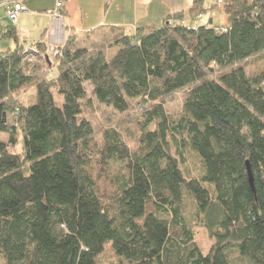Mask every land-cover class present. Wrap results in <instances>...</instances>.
<instances>
[{
    "label": "trees",
    "instance_id": "1",
    "mask_svg": "<svg viewBox=\"0 0 264 264\" xmlns=\"http://www.w3.org/2000/svg\"><path fill=\"white\" fill-rule=\"evenodd\" d=\"M216 8L225 26L196 21ZM188 14L120 31L110 56L68 37L28 104L14 99L30 82L24 48L12 25L0 31L16 41L0 52V264H100L108 243L116 264H264V70L243 67L264 58V0H192ZM183 88L172 116L164 99ZM93 98L119 112L148 103L133 147L112 127L97 143L84 114ZM187 150L196 174L181 166ZM187 198L214 240L207 252Z\"/></svg>",
    "mask_w": 264,
    "mask_h": 264
},
{
    "label": "crops",
    "instance_id": "2",
    "mask_svg": "<svg viewBox=\"0 0 264 264\" xmlns=\"http://www.w3.org/2000/svg\"><path fill=\"white\" fill-rule=\"evenodd\" d=\"M0 0V31L12 25L17 34V43L25 49L41 43L44 47L52 41L59 45L70 36L77 40L91 41L94 36L101 42L111 40L117 32L131 34L137 27L160 25L168 15L183 11V23H190L188 9L192 0H66L58 11L61 16L59 29L50 33L52 14L57 0H19L25 6L16 23H12L5 13L4 3ZM205 6L214 0H209ZM196 21L201 24L225 26L227 17L221 9L203 13ZM7 38V37H6ZM7 49L16 46L10 38ZM12 46V47H11Z\"/></svg>",
    "mask_w": 264,
    "mask_h": 264
},
{
    "label": "rangeland",
    "instance_id": "3",
    "mask_svg": "<svg viewBox=\"0 0 264 264\" xmlns=\"http://www.w3.org/2000/svg\"><path fill=\"white\" fill-rule=\"evenodd\" d=\"M208 2L209 0L206 1V3ZM201 15L203 16V14ZM118 33L119 32L116 31L115 35H117ZM91 39L92 40L89 42H81V40L78 39L77 44L86 46L89 49L99 48L100 45H104L102 47V50L107 56H110L116 49L115 47L110 48L108 40L103 43L99 40L100 38L96 39L93 36ZM8 41L11 42L10 38H0V52L7 49ZM62 43L60 42L59 45H61ZM55 45L59 46L57 44ZM45 52L46 51L40 53L39 49H37L36 47H29L23 51L22 71L30 76V82L26 83L16 90V92L14 93V99L16 103L28 104L33 102L35 99V81L41 78L53 76V69L52 67H50V65H54L53 61L56 56L52 51H49V53L46 52L48 54L46 58L48 61L47 63L45 60ZM243 67L247 74H256L263 71V54L261 53L256 56L250 57L248 60L243 62ZM86 89L87 93L90 95L91 86L89 84H86ZM187 91V88H183L174 91L170 95L166 96V98L164 99V109L168 114L175 116L178 112H180ZM92 100V107L85 109L84 114L92 125L93 136L96 139L97 143L99 145L101 144L103 129L112 127L121 132L128 144L133 147L135 145V138L138 134L139 122L142 121L143 114L149 107L148 103H146L142 99H133L128 110L119 112L113 110L110 106H106L97 102L94 98ZM0 140L7 141V135L4 133H0ZM14 150L18 151L19 148H15ZM183 157L184 158L181 161L183 170L186 168L189 173L193 174L200 172L199 159L192 151H185ZM111 169L114 174L120 170H124L120 161H113L111 164ZM188 202L189 199L187 198L185 201L186 205L184 206L185 217L191 224L194 233V239L197 245L202 252H207L214 240L209 237L205 227L198 224L197 221L192 218V215L190 214V204ZM99 261L100 264L117 263L110 243L104 246V250L99 257Z\"/></svg>",
    "mask_w": 264,
    "mask_h": 264
},
{
    "label": "built area",
    "instance_id": "4",
    "mask_svg": "<svg viewBox=\"0 0 264 264\" xmlns=\"http://www.w3.org/2000/svg\"><path fill=\"white\" fill-rule=\"evenodd\" d=\"M66 0H57L55 3V12L52 14V25L50 28V33L53 35L59 29V21L61 16L59 15L58 11L63 7V4ZM221 2V0H218ZM5 13L7 17L11 20V22L16 23L18 20L19 14L25 10V6L19 0H8L4 3ZM202 15H197V18H201ZM52 51L54 55L58 54L59 49L52 41L47 47L46 52L49 53Z\"/></svg>",
    "mask_w": 264,
    "mask_h": 264
},
{
    "label": "water",
    "instance_id": "5",
    "mask_svg": "<svg viewBox=\"0 0 264 264\" xmlns=\"http://www.w3.org/2000/svg\"><path fill=\"white\" fill-rule=\"evenodd\" d=\"M246 168H247V174H248V178H249V183L252 186V175H251V171H250V168H249L248 164H246Z\"/></svg>",
    "mask_w": 264,
    "mask_h": 264
}]
</instances>
